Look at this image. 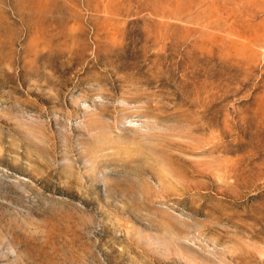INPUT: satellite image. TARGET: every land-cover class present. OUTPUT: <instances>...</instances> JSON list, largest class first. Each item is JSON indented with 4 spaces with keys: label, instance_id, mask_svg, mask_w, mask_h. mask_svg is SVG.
<instances>
[{
    "label": "rangeland",
    "instance_id": "obj_1",
    "mask_svg": "<svg viewBox=\"0 0 264 264\" xmlns=\"http://www.w3.org/2000/svg\"><path fill=\"white\" fill-rule=\"evenodd\" d=\"M0 264H264V0H0Z\"/></svg>",
    "mask_w": 264,
    "mask_h": 264
}]
</instances>
